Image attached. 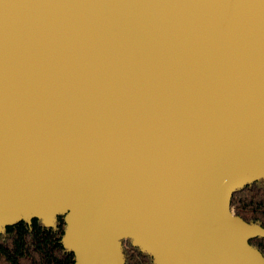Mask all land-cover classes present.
I'll return each instance as SVG.
<instances>
[{"label": "water", "instance_id": "obj_1", "mask_svg": "<svg viewBox=\"0 0 264 264\" xmlns=\"http://www.w3.org/2000/svg\"><path fill=\"white\" fill-rule=\"evenodd\" d=\"M264 0H0V233L74 264H264Z\"/></svg>", "mask_w": 264, "mask_h": 264}, {"label": "trees", "instance_id": "obj_2", "mask_svg": "<svg viewBox=\"0 0 264 264\" xmlns=\"http://www.w3.org/2000/svg\"><path fill=\"white\" fill-rule=\"evenodd\" d=\"M235 216L248 224L264 228V180L237 190L230 202ZM65 223L62 216L55 226L45 227L37 219L31 224L21 221L0 233V264H74V256L62 244ZM124 264H152V258L123 241ZM264 257V237L249 241Z\"/></svg>", "mask_w": 264, "mask_h": 264}]
</instances>
